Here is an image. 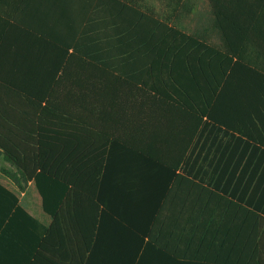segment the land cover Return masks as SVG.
I'll return each instance as SVG.
<instances>
[{
  "label": "crops",
  "instance_id": "0c3cea01",
  "mask_svg": "<svg viewBox=\"0 0 264 264\" xmlns=\"http://www.w3.org/2000/svg\"><path fill=\"white\" fill-rule=\"evenodd\" d=\"M114 3L0 0L1 258L9 263L6 258L16 255V264H264V214L251 212L246 203L249 195L258 203L263 187L246 188L243 165L227 169L219 189L212 185V169L197 163V145L212 138L211 129L201 133L213 120L197 105L165 99L168 89H126L114 104L93 103V120L84 122L93 131L91 167L70 171L61 165L46 175L49 210L34 180L22 189L5 172L16 171L6 158L16 156V143L40 141L37 106L27 99L38 91L22 92L16 80L30 87L41 75L16 65L53 61L56 47L77 40L87 22L99 24L102 7ZM237 9L236 59L244 67L222 90L220 136L224 143L261 145L264 0H237ZM152 76L148 72L144 78ZM42 126L50 130L43 141L52 143V122ZM56 126L63 132L68 125ZM199 159L211 155L207 159L204 151ZM58 188L69 190L66 199L57 201Z\"/></svg>",
  "mask_w": 264,
  "mask_h": 264
},
{
  "label": "trees",
  "instance_id": "16d2710c",
  "mask_svg": "<svg viewBox=\"0 0 264 264\" xmlns=\"http://www.w3.org/2000/svg\"><path fill=\"white\" fill-rule=\"evenodd\" d=\"M114 2L110 8L107 5L102 7L99 24L97 20L86 23L76 42L56 47L53 61L16 65L22 67L20 70L41 75L39 81H31L30 87L25 84L26 81L16 80V88L22 92L32 88L38 91L27 94V99L37 106L40 141L34 145L16 143V156L11 153L6 156L16 166V171L5 172L22 189L29 180H34L42 206L47 210L46 175L51 176L53 170L61 165L70 171L91 167L93 160L89 157L93 131L84 122L93 120V103L101 106L104 103L114 104L124 98L121 93L126 89L165 88L169 90L165 99L197 105L201 115L213 120L203 125L201 133L202 136L204 130L211 129L212 138L209 140L208 134L206 141L204 139L205 142L197 145V163H200L199 167H204L206 162L207 168L212 169V185L219 189L223 173L243 165L246 188L253 185L255 189L263 187L258 203L253 202L250 195L246 203L251 212L264 214V144H241L231 140L224 143L220 136L218 106L222 90L231 82L230 77L236 69L244 67L236 59L239 37L237 0H215L224 50L134 4L121 0ZM97 25L99 28L94 29L93 35V28ZM148 72L153 75L149 80L144 78ZM162 72L164 78L160 79L156 73ZM84 89L90 92L80 94ZM92 89H100L101 94H93ZM77 105L88 107L82 112L76 110ZM44 121L53 124L52 143L43 141L47 130L42 126ZM59 122L68 125L62 128L63 132L60 126H56ZM204 151L207 159L211 155L210 160L199 159V154ZM61 154L66 156L64 160ZM58 189L57 201L66 199L69 190ZM5 191L9 192L6 188ZM9 193L16 207L24 211L25 208L18 204L17 196ZM6 260L9 263H5L0 256V264H16V255Z\"/></svg>",
  "mask_w": 264,
  "mask_h": 264
},
{
  "label": "rangeland",
  "instance_id": "374dc122",
  "mask_svg": "<svg viewBox=\"0 0 264 264\" xmlns=\"http://www.w3.org/2000/svg\"><path fill=\"white\" fill-rule=\"evenodd\" d=\"M137 8L151 12L172 26L225 49L218 24L215 0H131Z\"/></svg>",
  "mask_w": 264,
  "mask_h": 264
}]
</instances>
